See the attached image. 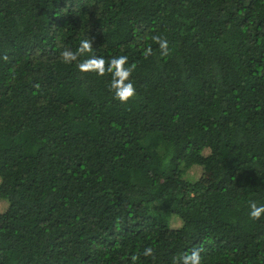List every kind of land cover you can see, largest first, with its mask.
<instances>
[{
  "label": "trees",
  "instance_id": "16d2710c",
  "mask_svg": "<svg viewBox=\"0 0 264 264\" xmlns=\"http://www.w3.org/2000/svg\"><path fill=\"white\" fill-rule=\"evenodd\" d=\"M84 39L92 51L63 63ZM120 55L136 65L125 104L110 74L76 67ZM252 201L264 0H0V264H174L193 249L201 264H264Z\"/></svg>",
  "mask_w": 264,
  "mask_h": 264
},
{
  "label": "clouds",
  "instance_id": "9594fccd",
  "mask_svg": "<svg viewBox=\"0 0 264 264\" xmlns=\"http://www.w3.org/2000/svg\"><path fill=\"white\" fill-rule=\"evenodd\" d=\"M152 41L159 46L162 56L168 55L169 43L166 38L154 35ZM92 49V40L84 39L80 41L76 51L65 49L60 53V57L63 63L71 64L77 61L78 57L90 53ZM152 54L153 50L151 46L147 47L143 53L145 59ZM3 59L7 61L8 57L5 56ZM128 60L127 55L112 57L107 61L103 57L93 56L90 59H85L83 62L78 63L76 67L80 73H95L98 77H104L106 74H110L109 91L113 94V99L121 104H125L136 95V89L130 80L136 65H128ZM249 209V216L253 220H259L264 215V205L258 206L252 201L249 202ZM200 252V249H193L191 252H186L179 260L174 261V264H201ZM142 255L145 257L153 256V249L151 247L145 248ZM138 259V255H132V264H136Z\"/></svg>",
  "mask_w": 264,
  "mask_h": 264
},
{
  "label": "rangeland",
  "instance_id": "374dc122",
  "mask_svg": "<svg viewBox=\"0 0 264 264\" xmlns=\"http://www.w3.org/2000/svg\"><path fill=\"white\" fill-rule=\"evenodd\" d=\"M200 174V169L199 168H192L189 171H187L186 177L190 180H194L196 178H198ZM6 208V203L5 202H0V212L4 211ZM171 226L172 227H179L180 226V222L177 218H172L171 220Z\"/></svg>",
  "mask_w": 264,
  "mask_h": 264
}]
</instances>
